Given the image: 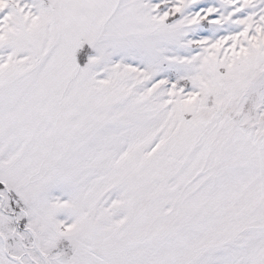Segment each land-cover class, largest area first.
<instances>
[{"label": "snow or ice", "instance_id": "snow-or-ice-1", "mask_svg": "<svg viewBox=\"0 0 264 264\" xmlns=\"http://www.w3.org/2000/svg\"><path fill=\"white\" fill-rule=\"evenodd\" d=\"M0 264H264V0H0Z\"/></svg>", "mask_w": 264, "mask_h": 264}]
</instances>
